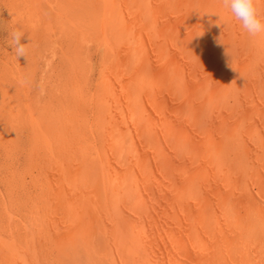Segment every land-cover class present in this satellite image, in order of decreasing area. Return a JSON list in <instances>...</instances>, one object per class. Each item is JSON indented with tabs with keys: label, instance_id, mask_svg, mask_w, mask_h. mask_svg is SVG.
<instances>
[{
	"label": "bare ground",
	"instance_id": "6f19581e",
	"mask_svg": "<svg viewBox=\"0 0 264 264\" xmlns=\"http://www.w3.org/2000/svg\"><path fill=\"white\" fill-rule=\"evenodd\" d=\"M0 6V264H264V33L223 0Z\"/></svg>",
	"mask_w": 264,
	"mask_h": 264
},
{
	"label": "clouds",
	"instance_id": "9594fccd",
	"mask_svg": "<svg viewBox=\"0 0 264 264\" xmlns=\"http://www.w3.org/2000/svg\"><path fill=\"white\" fill-rule=\"evenodd\" d=\"M223 6L228 9L232 16L240 23L242 29L251 37L264 33V22H262L255 0H223ZM10 46L16 58L27 59V48L22 43L24 33L20 30H13L10 34ZM22 80L21 83H26Z\"/></svg>",
	"mask_w": 264,
	"mask_h": 264
},
{
	"label": "rangeland",
	"instance_id": "374dc122",
	"mask_svg": "<svg viewBox=\"0 0 264 264\" xmlns=\"http://www.w3.org/2000/svg\"><path fill=\"white\" fill-rule=\"evenodd\" d=\"M3 14V15H2ZM5 12L0 6V51L3 49V51H7V38H8V33H7V27H6V16ZM3 51L0 52V57L3 54Z\"/></svg>",
	"mask_w": 264,
	"mask_h": 264
}]
</instances>
